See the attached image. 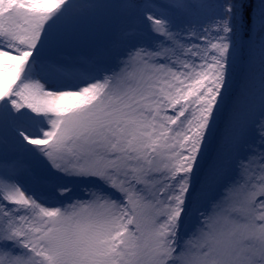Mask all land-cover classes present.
Returning a JSON list of instances; mask_svg holds the SVG:
<instances>
[{"label": "snow or ice", "instance_id": "snow-or-ice-1", "mask_svg": "<svg viewBox=\"0 0 264 264\" xmlns=\"http://www.w3.org/2000/svg\"><path fill=\"white\" fill-rule=\"evenodd\" d=\"M126 7L0 0V264H264V0Z\"/></svg>", "mask_w": 264, "mask_h": 264}, {"label": "rangeland", "instance_id": "rangeland-1", "mask_svg": "<svg viewBox=\"0 0 264 264\" xmlns=\"http://www.w3.org/2000/svg\"><path fill=\"white\" fill-rule=\"evenodd\" d=\"M76 2L122 3L131 6L115 10H100L98 13V18L104 21V27L99 33V38L95 46L86 51L102 63L106 62L111 64L114 59L117 58L116 53L121 50L120 45L115 43L114 40V37L118 35L119 31L129 29V26H131L130 30L142 32L144 28V21L142 17L147 14L146 8L149 6L159 8V6L172 3V0H76ZM256 71L258 73V65ZM236 87H239V83H237ZM261 104L262 101L257 79L254 84L253 95L251 96L248 106L243 113V118L248 120L257 119L260 114ZM2 135L3 133L0 132V136ZM248 139L249 143H251L254 137L250 136ZM0 156H7L10 162L26 159L23 156V153L16 148L10 134L7 137L6 148L3 145H0ZM22 179L27 181L26 177H22ZM33 186L36 187L38 192L46 190L38 185Z\"/></svg>", "mask_w": 264, "mask_h": 264}]
</instances>
